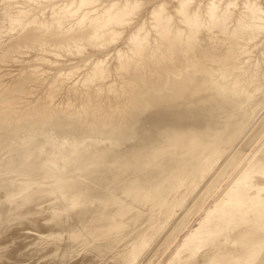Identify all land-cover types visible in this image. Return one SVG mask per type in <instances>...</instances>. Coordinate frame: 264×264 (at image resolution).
Returning <instances> with one entry per match:
<instances>
[{
    "label": "bare ground",
    "instance_id": "1",
    "mask_svg": "<svg viewBox=\"0 0 264 264\" xmlns=\"http://www.w3.org/2000/svg\"><path fill=\"white\" fill-rule=\"evenodd\" d=\"M214 193L166 264H264V0H0V264H137Z\"/></svg>",
    "mask_w": 264,
    "mask_h": 264
},
{
    "label": "rangeland",
    "instance_id": "2",
    "mask_svg": "<svg viewBox=\"0 0 264 264\" xmlns=\"http://www.w3.org/2000/svg\"><path fill=\"white\" fill-rule=\"evenodd\" d=\"M28 53H29V55L33 54V52H28ZM24 55H28V54L26 53V54H24ZM29 55H28V57H29ZM22 56H23V55H22ZM23 57H24V58H25V57L28 58L27 56H23ZM21 58H22V57H21ZM24 58H23V59H24ZM26 58H25V59H26ZM64 59H66V58H63V60H64ZM20 60H21V59H20ZM63 60H62L61 62H63ZM72 61H73V60H72ZM72 61H70V62H72ZM75 61H79V62H76L77 65H78V64H79V65L81 64V61L78 60V59L74 60V62H72V63L74 64ZM70 62H68V63H67V62H64V63H65V64H70ZM72 63H71V64H72ZM17 64H18V63H17ZM65 64H64V65H65ZM64 65H62V66H64ZM13 66H14V67H13ZM15 67H16V66L14 65V63H12V66H9V68H8L9 71L12 70L11 73H10L11 76H10V74H9V76H8L10 79H11L12 76L14 77V75H16V72H17V71H16L15 69L13 70V68H15ZM5 69H6V68H5ZM10 69H11V70H10ZM13 71H14V73H13ZM49 72H51V73L53 74V71H49ZM13 74H14V75H13ZM49 75H50V74H49ZM8 77L5 75V78H7V79H5V80H8ZM13 77H12V78H13ZM251 148H253V146L244 147V150H243V149L241 150L242 152H244V154H243L242 157H245L246 154H247L248 152H250ZM222 162H223V159H222L221 162H219V164H218L217 166H215V167L213 168V170L217 169L218 166H220V163L222 164ZM256 180L258 181V182H256L257 185L261 184L262 180L260 181V179H255V181H256ZM225 181H226V178H225V179L222 181V183H221V186H222V189H223V190L225 189V184H226ZM197 190H198V192H199L201 189L198 188ZM223 190H221V192H223ZM196 192H197V191H196ZM216 194H217V193H216ZM216 194L214 193L213 196L210 195V196L205 200V202L202 204V207H201L200 209H197V210H199V211L196 212L195 210H193V212H191V213L188 214V216L186 217L187 220L185 219V221H184V222H186V221H187V222L182 224V226H183L184 228L181 227L182 230L180 229L179 232H176V234H175L176 236H175V238H174V241H173V242L171 241V242H170L171 244L169 243V246H167V247L165 248L164 252H163V251L160 252L161 249H160V247H159L158 245H160L162 239L164 238V236H165V232L168 233V232L170 231V228L173 227V225L176 224V221H175V220L177 219V221H178V217L180 218V216H181V215L183 214V212H184V211L182 210V213H181L180 215H177V214L180 213V211H178V212L175 214V217L171 220L172 223L169 222L170 225L167 224L166 228H165L164 231H163V234L161 233V237L159 236V238L157 237V239L155 240V242L157 241L158 243H159V242H160V243L158 244V243H155V242H154V243L151 245V247H152V246H155V248H154V247H152V249L149 248V249L146 251L147 253H144V255L142 256V258H140V260L142 259L141 261L139 260L140 263H139V261H138L137 264H143V263L147 260V258H148V257L145 258V256H148L149 254H150V255H149V258H151V255H152L154 252H156V250H157V247H156V246H158V248H159L158 251H159L160 257H159V259H158L157 261L153 262L152 264H166V263H167V260H168V257H169L170 253H171L172 250H173V246H174V244H175L178 240H180V239L182 238V236L187 232L186 230H187L188 227H189V228H193V227H195L194 225H197L196 222H198L199 217L203 214L202 208H203V207H207V206H209V204L211 203V199H212V198H215V197H216ZM190 200H191V201H190ZM189 201H190V203H189ZM187 203H189V204H187ZM191 203H192V198H190V199H188V200L186 201V203H185V207H186V208H185V209H187V208H188V205L190 206ZM186 204H187V206H186ZM194 211H195L196 213H195ZM193 213H194V215H193ZM190 214H192L191 217H190ZM176 215H177V216H176ZM188 217H189V219H188ZM26 221H27V220H26ZM174 221H175V223H174ZM23 222H24V224H26L25 220H24ZM23 222L21 221V223H23ZM34 222H35V221H34ZM27 223H28V222H27ZM173 223H174V224H173ZM143 224L146 225V222H145V223H141V224H139V225L136 227V229L134 230V232L136 233V232H137V231H136L137 229H138V231H140V228H141V229L145 228V225H143ZM185 224H186V226H185ZM18 225H19V226H17V227H19L18 230L20 231V233L18 232L17 228L14 229V232H16V234L18 233V234L21 235L22 233H24L23 230H22V231L20 230V227H21L23 224H22L21 226H20V224H18ZM26 225H27V227H28V225H29V227L32 228V227L30 226L31 224L28 223V224H26ZM168 225H169V226H168ZM24 226H25V225H24ZM192 226H193V227H192ZM0 227H1V226H0ZM29 227L27 228V230L30 229ZM21 228H23V226H22ZM167 228H168V229H167ZM189 228H188V229H189ZM16 230H17V231H16ZM166 230H167V231H166ZM12 231H13V230H10V232H12ZM7 232H8V231H6L5 233L7 234ZM14 232L11 233V235H12V234H15ZM21 232H22V233H21ZM28 232H29V233L32 232V235L29 234ZM28 232H27V234H28L27 237H28V238H27L26 236H24V234H25L26 232L23 234V239L25 238L24 240L22 239V237L19 238V240L22 239V242H21V241L19 242L21 245H23V242H24L25 240H27V239H28L29 241L35 239V236H36V235H33V234H35V232L32 231V230H31V231H28ZM134 232H133L132 234H129L128 237H129L130 235H133ZM5 233H4V231H0V240H1L2 238H4V240L8 242V240L5 239V238L8 237V238H10V240H14V239H15V240L18 241V239H17L16 237H19V236H20V235H16V234H15L14 236H16V237H15L14 239H13V237H9V236H11V235H9V236H6V235H5L6 237H4V236L2 237L1 234L4 235ZM8 233H9V232H8ZM27 234H26V235H27ZM7 235H8V234H7ZM36 237H37V236H36ZM128 237L126 236V238H123L122 241H120V244H122V245H123V244H127V242H124V241H126V240L128 239ZM26 238H27V239H26ZM32 238H34V239H32ZM160 238H161V239H160ZM125 239H126V240H125ZM158 239H159V241H158ZM10 240H9V241H10ZM28 240H27V241H28ZM2 241H3V239H2ZM29 241H28V242H29ZM25 242H26V241H25ZM154 244H155V245H154ZM156 244H157V245H156ZM21 245H19V246H21ZM110 246H111V245H110ZM110 246H109V247H110ZM126 246H127V245H126ZM109 247H108V248H109ZM124 247H125V246H124ZM243 247H244V246H243ZM109 249H110V252L108 251V253H112V250H111L112 248H109ZM154 249H155V250H154ZM246 249H247L246 246L244 247V249H243V248H240V250H238L237 255H242L243 253L246 252V251H245ZM87 251H88V250H87ZM148 251H149L150 253H149ZM152 251H153V252H152ZM103 252H105V250H103ZM108 253H106V254H108ZM151 253H152V254H151ZM21 254H24V255H25V254H26V253H25V250H24L23 253H21ZM24 255H23V257H24ZM21 256H22V255H21ZM36 256H38V255H36ZM36 256H35V257H36ZM78 256H79L80 258H79ZM105 256H106V255H105ZM105 256L102 258V260L105 259ZM23 257H22V258H23ZM77 257H78V259H81L80 254H78V255L75 256L74 258H77ZM74 258H73L72 260H74V263H75V260H76V259H74ZM143 258H144V259H143ZM19 259H21V257H19V258L17 257L16 260H19ZM31 259H32V260H30V259H26V261L28 260V264H30L29 261H31L32 264H34L35 261H36V263H37V262H40V260H37V257H36V259L33 258V257H32ZM34 259H35V261H34ZM10 260L14 262L15 259H14V260L10 259ZM21 260L23 261L24 259H21ZM21 260H19V263L21 262ZM72 260H71V261H72ZM81 260H82V259H81ZM81 260H78V261L81 262ZM102 260H98V261H97V260H93V261H95V262H93L92 264H98V263L100 264V261H101L102 264H104V262H103ZM110 260H111V259H110ZM110 260L107 258L106 261H107L108 263H110V262H112V261H110ZM144 260H145V261H144ZM3 261H5V260H3ZM3 261H2V262L0 261V262H1V263H4ZM26 261H24V263H25ZM87 261H88V260H87ZM87 261H85L84 263L88 264L89 262H92V261H88V262H87ZM143 261H144V262H143ZM17 262H18V261H17ZM72 262H73V261H72ZM80 262H79V263H80ZM148 262H149V261H148ZM148 262H147V263H148ZM19 263H17V264H19ZM21 263H22V262H21ZM36 263H35V264H36ZM44 263H45V262H44ZM44 263H43L42 260H41L40 264H44ZM67 263H68V262H67ZM67 263H66V264H67ZM69 263H70V261H69ZM74 263H73V264H74ZM79 263L76 262L75 264H79ZM81 263L83 264V261H82ZM6 264H10V262H7V261H6ZM15 264H16V263H15ZM25 264H26V263H25ZM37 264H39V263H37ZM45 264H47V263H45ZM52 264H55V263H52ZM70 264H71V263H70ZM89 264H91V263H89ZM110 264H111V263H110ZM144 264H145V263H144ZM150 264H151V263H150ZM223 264H227V263H223Z\"/></svg>",
    "mask_w": 264,
    "mask_h": 264
},
{
    "label": "snow or ice",
    "instance_id": "3",
    "mask_svg": "<svg viewBox=\"0 0 264 264\" xmlns=\"http://www.w3.org/2000/svg\"><path fill=\"white\" fill-rule=\"evenodd\" d=\"M132 7L135 9V8L140 7V5H133ZM182 7H184V5H182ZM161 8H163V6H161ZM155 14H156V13H155V11H154V15H155ZM130 15H131V13H130Z\"/></svg>",
    "mask_w": 264,
    "mask_h": 264
}]
</instances>
